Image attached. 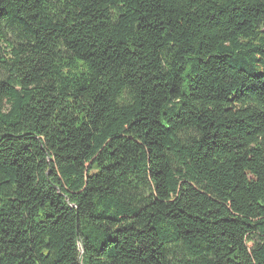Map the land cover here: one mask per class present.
Masks as SVG:
<instances>
[{"label":"trees","instance_id":"obj_1","mask_svg":"<svg viewBox=\"0 0 264 264\" xmlns=\"http://www.w3.org/2000/svg\"><path fill=\"white\" fill-rule=\"evenodd\" d=\"M0 264H264V0H0Z\"/></svg>","mask_w":264,"mask_h":264},{"label":"water","instance_id":"obj_2","mask_svg":"<svg viewBox=\"0 0 264 264\" xmlns=\"http://www.w3.org/2000/svg\"><path fill=\"white\" fill-rule=\"evenodd\" d=\"M83 253V251L81 250V254Z\"/></svg>","mask_w":264,"mask_h":264}]
</instances>
